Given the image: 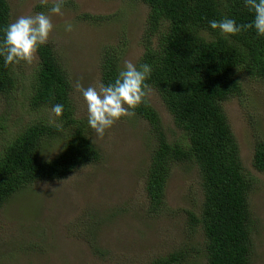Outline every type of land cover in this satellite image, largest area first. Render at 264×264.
<instances>
[{
  "label": "trees",
  "instance_id": "1",
  "mask_svg": "<svg viewBox=\"0 0 264 264\" xmlns=\"http://www.w3.org/2000/svg\"><path fill=\"white\" fill-rule=\"evenodd\" d=\"M131 1L150 9L142 37L144 53L137 66H152L149 90L159 94L180 130L179 136H170L147 97L134 110V117L149 125L154 140L145 182L149 212L169 211L166 188L177 166L197 170L203 197L198 212L186 211L187 241L150 264H189L199 257L205 264H253L261 228L249 203L255 178L243 166L223 104L242 92L245 78L264 80V36L256 35L254 29L228 36L209 27L211 20L224 17L249 23L252 13L243 0ZM10 22L9 0H0V28ZM37 54L39 62L26 102L40 116L43 111L52 112L57 103L64 105V111L55 116L58 125L39 116L3 142L0 212L30 186L64 179L102 157L89 136L87 121L76 119L72 85L54 46L46 43ZM121 57L115 47L104 50L101 82L113 81L122 67ZM18 70V65L4 67L0 57V95L12 104L19 96ZM8 115L0 118V134ZM52 139L63 141L62 149L52 159L44 158L42 145ZM253 167L264 173V141L255 145ZM199 234L201 247L195 242Z\"/></svg>",
  "mask_w": 264,
  "mask_h": 264
},
{
  "label": "rangeland",
  "instance_id": "2",
  "mask_svg": "<svg viewBox=\"0 0 264 264\" xmlns=\"http://www.w3.org/2000/svg\"><path fill=\"white\" fill-rule=\"evenodd\" d=\"M53 2L9 0L11 22L37 12L50 16L54 28L47 43L54 46L70 79L76 119L87 121V106L76 84L86 88L101 82L102 56L108 47L122 52V67L125 61L138 64L144 53L142 37L150 9L131 0H66L62 14H54L50 11ZM40 5L44 7L37 10ZM66 23L73 25L72 31H65ZM38 62L36 53L32 63L18 64L20 86L15 104L0 95V118L9 113L3 124L6 129L0 134V148L8 135L40 116L26 102ZM147 98L168 134L179 136L180 130L159 94L150 89ZM223 108L243 166L255 178L249 203L261 228L252 260L264 264V173L253 167L255 145L264 141V80L245 78L242 92L225 101ZM43 116L59 124L54 113L43 111ZM88 128L101 152L100 161L64 179L32 185L1 210L0 264H150L187 241L186 211L198 212L203 200L197 170L185 165L174 169L166 188L169 211L153 215L145 188L154 143L149 125L132 116L121 118L103 137ZM62 145L61 140H46L43 157L52 159ZM201 239L199 234L195 241L199 247ZM205 263L199 257L189 264Z\"/></svg>",
  "mask_w": 264,
  "mask_h": 264
},
{
  "label": "clouds",
  "instance_id": "3",
  "mask_svg": "<svg viewBox=\"0 0 264 264\" xmlns=\"http://www.w3.org/2000/svg\"><path fill=\"white\" fill-rule=\"evenodd\" d=\"M65 2L54 0L51 13L62 14ZM243 3L252 13L249 23L240 24L233 18L224 17L211 20L209 27L228 36L247 29H254L256 35L264 36V0H243ZM53 28L51 18L45 12L18 16L0 28V57L3 58L4 67L21 62L32 63L38 49L48 42ZM64 28L65 31H72L73 25L66 23ZM151 72L152 66L147 63L137 66L131 61H125L113 81L107 84L100 82L86 88L80 83L76 84L87 106V124L98 136L103 137L105 131L121 118L135 115V108L146 100L149 91L147 80ZM51 111L60 117L64 105L54 104Z\"/></svg>",
  "mask_w": 264,
  "mask_h": 264
}]
</instances>
